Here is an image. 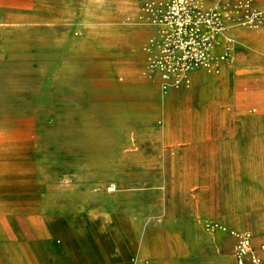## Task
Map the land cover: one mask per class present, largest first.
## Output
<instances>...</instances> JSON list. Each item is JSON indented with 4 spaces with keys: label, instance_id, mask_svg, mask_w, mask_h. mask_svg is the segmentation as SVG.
Masks as SVG:
<instances>
[{
    "label": "rangeland",
    "instance_id": "obj_1",
    "mask_svg": "<svg viewBox=\"0 0 264 264\" xmlns=\"http://www.w3.org/2000/svg\"><path fill=\"white\" fill-rule=\"evenodd\" d=\"M239 1L0 0V264H241L244 234L264 259V0L257 29Z\"/></svg>",
    "mask_w": 264,
    "mask_h": 264
},
{
    "label": "built area",
    "instance_id": "obj_2",
    "mask_svg": "<svg viewBox=\"0 0 264 264\" xmlns=\"http://www.w3.org/2000/svg\"><path fill=\"white\" fill-rule=\"evenodd\" d=\"M185 1L186 0H179V3L185 4ZM235 10L238 13L242 10L248 27L252 29L259 28L263 20V15L261 12L253 9V0H240L239 3L235 5L234 11ZM238 253L242 257L241 264H244V259L246 260V258L249 259L252 264H264V259L251 250V238L249 234L241 235Z\"/></svg>",
    "mask_w": 264,
    "mask_h": 264
},
{
    "label": "crops",
    "instance_id": "obj_3",
    "mask_svg": "<svg viewBox=\"0 0 264 264\" xmlns=\"http://www.w3.org/2000/svg\"><path fill=\"white\" fill-rule=\"evenodd\" d=\"M254 53L256 55L258 54V52L256 51ZM72 230H74V232H77L78 234L83 235L86 238H88V236L90 235L88 227L79 223L74 225ZM121 258H123V260H121ZM124 258L125 257L123 253H119V250L113 248L109 252H100L96 255H93L92 257L90 256L89 258L83 259L82 261L90 262V264H123L125 262Z\"/></svg>",
    "mask_w": 264,
    "mask_h": 264
},
{
    "label": "bare ground",
    "instance_id": "obj_4",
    "mask_svg": "<svg viewBox=\"0 0 264 264\" xmlns=\"http://www.w3.org/2000/svg\"><path fill=\"white\" fill-rule=\"evenodd\" d=\"M231 66H232V64H228V65L226 66V68H227V67H231ZM226 68H225V69H226Z\"/></svg>",
    "mask_w": 264,
    "mask_h": 264
}]
</instances>
